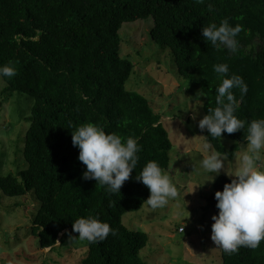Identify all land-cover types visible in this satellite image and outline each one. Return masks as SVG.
Returning a JSON list of instances; mask_svg holds the SVG:
<instances>
[{"label": "trees", "instance_id": "obj_1", "mask_svg": "<svg viewBox=\"0 0 264 264\" xmlns=\"http://www.w3.org/2000/svg\"><path fill=\"white\" fill-rule=\"evenodd\" d=\"M224 18L242 25L236 53L214 49L201 35V27ZM147 19L152 20L151 41L168 48L178 74L204 91V115L216 106L220 81L214 64L227 63L229 75L247 84L243 96L233 89L234 114L246 121L245 129L222 133L234 142L228 148L208 137L218 152L233 159L239 144H246L247 122L264 118V0H0V65L16 69L15 76L2 78L3 92L34 99L22 151L26 166L16 175L1 176L0 191L8 197L35 196L39 206L31 230L41 249L54 248L61 233L78 235L71 229L78 217L94 216L115 229L103 241H86L81 264H145L140 253L148 235L126 228L122 216L140 210L149 196L135 175L149 160L167 169L172 144L161 115L141 93L126 88L133 64L120 56L119 31L126 22ZM88 122L139 138L138 164L119 193L82 179L86 166L77 159L71 131ZM202 134L207 136V130ZM230 181L218 175L213 183L207 208L215 214L214 193ZM220 264H264V240L255 249L221 251Z\"/></svg>", "mask_w": 264, "mask_h": 264}, {"label": "rangeland", "instance_id": "obj_2", "mask_svg": "<svg viewBox=\"0 0 264 264\" xmlns=\"http://www.w3.org/2000/svg\"><path fill=\"white\" fill-rule=\"evenodd\" d=\"M151 27V19L124 23L119 31L120 56L133 64L126 88L141 93L161 115L162 127L172 144L170 164L165 170L180 195L158 209L143 204L140 210L125 213L122 223L129 230L147 233L149 240L140 253L145 264H220L221 250L210 239L211 216L215 213L207 208V197L217 176L212 183L200 185L205 175L194 170L203 155V138L196 137L203 135L197 127L204 116L203 109H197L195 119L192 111L187 110L186 97H194L201 89L178 74L168 48L151 41ZM4 87L0 78V177L16 175L26 166L22 151L34 103L29 94H7ZM200 100L204 103L205 96ZM219 142L226 148L234 143L225 137H220ZM245 145L239 144V149ZM237 153L233 159L227 158L228 170L238 166ZM259 163L264 166V152ZM220 175L225 174L222 171ZM38 206L31 192L8 197L0 191V264H81L87 242L69 238L78 235L61 233L54 248L39 247L31 230ZM184 208L189 213L187 218Z\"/></svg>", "mask_w": 264, "mask_h": 264}, {"label": "clouds", "instance_id": "obj_3", "mask_svg": "<svg viewBox=\"0 0 264 264\" xmlns=\"http://www.w3.org/2000/svg\"><path fill=\"white\" fill-rule=\"evenodd\" d=\"M203 2L197 0V3ZM212 9L213 5L209 3L208 10ZM200 31L205 42L210 43L214 49L238 52L240 45L237 37L242 31V25L233 26L228 18H224L218 25L210 23L201 27ZM213 71L220 81L215 88L216 106L208 108L207 114L198 120L197 127L202 131L207 130L208 135L196 136L203 138L200 145L203 155L197 160L194 170L197 174L205 175L200 185L212 183L222 171L232 177L230 182L223 185L222 191L214 193L218 212L211 216L213 223L210 226V239L217 246L216 249L233 254L241 247L255 249L264 240V166L259 163L264 152V118L247 122L244 137L246 145L240 147L237 153L238 166L228 170L227 153L218 152L208 137L216 139L222 133L232 134L245 129L246 121L234 114L237 102L233 89H238L243 96L247 93V84L241 76L229 75L227 63L214 64ZM15 74L16 69L12 65H0V78L13 77ZM201 96H206L203 90L198 91L194 97H186L187 110L192 111L193 119L197 109L203 107ZM138 139L105 132L101 126L91 122L75 126L71 131V142L79 150L77 159L86 166L82 179L95 180L96 185L109 194L119 193L138 164V153L141 150ZM134 179L147 187L149 196L143 202L151 209L162 208L170 199L180 195L168 172L155 160L147 161ZM184 211L187 218L189 213L185 208ZM184 219L181 221L183 227ZM71 229L78 236H70V239L78 238L89 243L103 241L109 233L116 234V230L107 222L94 216L78 217L71 223Z\"/></svg>", "mask_w": 264, "mask_h": 264}]
</instances>
